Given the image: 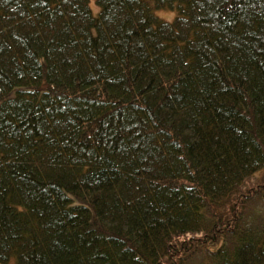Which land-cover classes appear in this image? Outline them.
Masks as SVG:
<instances>
[{
	"label": "trees",
	"instance_id": "trees-1",
	"mask_svg": "<svg viewBox=\"0 0 264 264\" xmlns=\"http://www.w3.org/2000/svg\"><path fill=\"white\" fill-rule=\"evenodd\" d=\"M95 3L0 0V264H264V0Z\"/></svg>",
	"mask_w": 264,
	"mask_h": 264
},
{
	"label": "rangeland",
	"instance_id": "rangeland-1",
	"mask_svg": "<svg viewBox=\"0 0 264 264\" xmlns=\"http://www.w3.org/2000/svg\"><path fill=\"white\" fill-rule=\"evenodd\" d=\"M89 6L92 10V12L95 14L97 12L98 6L95 3V0H89ZM155 13L162 17L163 19L170 20L174 16L175 12L174 11H169V10H155ZM258 175V174H257Z\"/></svg>",
	"mask_w": 264,
	"mask_h": 264
}]
</instances>
